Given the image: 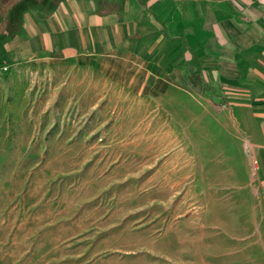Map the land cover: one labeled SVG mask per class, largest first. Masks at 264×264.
<instances>
[{
  "label": "rangeland",
  "instance_id": "374dc122",
  "mask_svg": "<svg viewBox=\"0 0 264 264\" xmlns=\"http://www.w3.org/2000/svg\"><path fill=\"white\" fill-rule=\"evenodd\" d=\"M2 65L0 264H231L258 248L263 183L225 103L174 78L117 88L37 59Z\"/></svg>",
  "mask_w": 264,
  "mask_h": 264
},
{
  "label": "crops",
  "instance_id": "0c3cea01",
  "mask_svg": "<svg viewBox=\"0 0 264 264\" xmlns=\"http://www.w3.org/2000/svg\"><path fill=\"white\" fill-rule=\"evenodd\" d=\"M33 3L8 21L0 63L37 59L49 69L98 73L117 88L151 87L157 77L171 88L174 78L225 103L215 107L247 132L256 153L263 190L254 202L255 219L264 226V0ZM234 150L246 179L245 154L239 144ZM257 247L237 252L242 262L231 264H264V236Z\"/></svg>",
  "mask_w": 264,
  "mask_h": 264
},
{
  "label": "trees",
  "instance_id": "16d2710c",
  "mask_svg": "<svg viewBox=\"0 0 264 264\" xmlns=\"http://www.w3.org/2000/svg\"><path fill=\"white\" fill-rule=\"evenodd\" d=\"M36 1L38 0H0V21L3 20L5 23L3 28L0 29V35L10 34L11 28L8 21H16L20 13ZM44 1L46 2V0Z\"/></svg>",
  "mask_w": 264,
  "mask_h": 264
},
{
  "label": "built area",
  "instance_id": "2783aa9c",
  "mask_svg": "<svg viewBox=\"0 0 264 264\" xmlns=\"http://www.w3.org/2000/svg\"><path fill=\"white\" fill-rule=\"evenodd\" d=\"M6 68H7V65H2V67L0 66V70L6 69Z\"/></svg>",
  "mask_w": 264,
  "mask_h": 264
},
{
  "label": "bare ground",
  "instance_id": "6f19581e",
  "mask_svg": "<svg viewBox=\"0 0 264 264\" xmlns=\"http://www.w3.org/2000/svg\"><path fill=\"white\" fill-rule=\"evenodd\" d=\"M242 157V156H241ZM185 178V177H184Z\"/></svg>",
  "mask_w": 264,
  "mask_h": 264
}]
</instances>
